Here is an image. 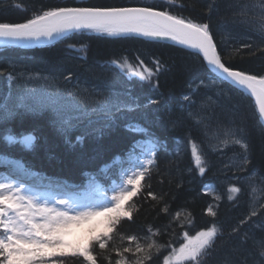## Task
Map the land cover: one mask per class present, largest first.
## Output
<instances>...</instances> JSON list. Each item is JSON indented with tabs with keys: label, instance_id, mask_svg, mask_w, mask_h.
<instances>
[{
	"label": "trees",
	"instance_id": "16d2710c",
	"mask_svg": "<svg viewBox=\"0 0 264 264\" xmlns=\"http://www.w3.org/2000/svg\"><path fill=\"white\" fill-rule=\"evenodd\" d=\"M210 2L215 5L211 13L207 8ZM144 5L210 23L227 65L264 75V0H177L171 7L165 0H0V22H24L57 6ZM82 46L86 52L77 51ZM137 58L154 73L155 61H161L160 71L153 78L157 87L129 76L112 63L135 65ZM21 73L23 77L17 80ZM56 93L67 94L70 102L89 108L105 97L110 101L137 98L141 104L149 99L158 103L146 112L118 114L115 124L102 135L94 129L101 127L105 118L88 110L87 119L75 123L73 147L51 123L55 105L50 97ZM185 95L191 100H184ZM25 105L31 111L22 107ZM9 111L20 114L10 117ZM259 116L248 94L230 83H221L196 51L170 41L107 37L88 31L41 47H0V156L20 160L33 173L34 182L76 190L77 195L90 184L101 186L94 196L105 204L108 188L125 180L121 162L128 161L138 172L151 153L157 152L148 175L139 184H125L126 189L140 188L137 195L125 194L121 201L131 219L121 217L117 228L112 229L109 218L117 213L106 208L94 221L90 235L77 229V234L69 237V241L80 242L104 232L116 233L107 250L97 247L93 251L97 264H117L121 254L127 264H134L132 254L122 252L125 247L135 249L129 236H136L142 247L153 242L161 246L151 250V258L144 264H163L169 251L184 242L185 232L194 236L211 228L217 229L218 238L201 264H264V125ZM130 121L149 128L158 141L130 132L125 127ZM237 128L242 131L234 138L248 145V163L242 159L241 147L211 150L225 139L227 131ZM27 134L37 137L31 148L19 142ZM81 134L82 144L76 141ZM10 136L15 141H10ZM192 144L203 152V175L192 156ZM107 165H111L108 173ZM233 188L241 191L234 192ZM100 190L104 194L99 195ZM209 207L215 215L208 212ZM64 264L83 261L69 255Z\"/></svg>",
	"mask_w": 264,
	"mask_h": 264
},
{
	"label": "snow or ice",
	"instance_id": "6c2138e0",
	"mask_svg": "<svg viewBox=\"0 0 264 264\" xmlns=\"http://www.w3.org/2000/svg\"><path fill=\"white\" fill-rule=\"evenodd\" d=\"M165 2L170 7L177 4V0H165ZM17 7L20 6L17 5ZM180 7H184V5H180ZM207 8L211 13L215 10V5L210 2ZM88 31L107 37L145 38L156 42L171 40L176 44L195 49L196 54L207 62V66L219 75L221 83L230 82V85L247 90L255 98L260 116L264 117V75L248 74L244 70H237L234 66L227 65L218 51L210 23L173 14L167 9L161 10L152 5L57 6L35 13L32 18L26 19L24 22H0V42L31 47L44 40H55L67 34H86ZM221 43H224L223 38ZM70 47L75 46L70 45ZM77 51L86 52V47L82 46ZM112 63L117 64L120 70L127 72L129 76L138 78L153 88L157 87L153 83V78L160 71L161 61L159 59L155 61L156 73L147 68L144 60L139 58L135 65L127 61L123 63L112 61ZM23 75L24 73H21L16 79L22 78ZM40 78L49 79L46 76ZM201 85L207 86L203 81H201ZM183 99L190 101L191 96L185 95ZM156 103L158 101L152 99L141 104L137 98H131V102H126L121 99L110 101L105 97L91 109L92 113L105 118V123L94 131L102 135L106 129L115 124L118 114L146 112L150 105ZM22 107L28 108L26 105ZM28 110L31 111L30 108ZM53 112L54 117L51 121L53 127L64 137L65 143L74 147L71 133L78 127V124L72 123V119L78 118L65 119L58 108L53 109ZM19 114V112H8L10 117ZM172 126H176L175 121L172 122ZM125 127L130 132L141 133L152 141H158V137H155L149 128L138 121H130ZM241 131L239 128L236 131H227L224 134L225 139L220 141V146L211 147V150L219 152L221 147L227 148L229 144L239 145L244 150L241 154L242 159L248 163V145L241 139L234 138ZM261 133L264 134V129H261ZM8 139L15 141L14 136H10ZM35 139L37 137L29 134L19 142L31 148ZM76 141L82 144L84 135L76 136ZM191 151L195 164L199 168L200 174L203 175L206 171L203 152L198 150L196 144L191 145ZM156 156L157 152L153 151L147 162L141 166V170L133 172L132 177L127 179V184H139L140 180L148 175ZM232 191L240 192L241 189L233 188ZM138 192H140V188L129 187L119 196L113 197L116 204L107 210L116 212L117 215L109 218L110 228H117L121 217L126 216L131 219V213L123 209L121 201L125 199V194L135 196ZM149 195H152L151 192ZM208 212L215 215L211 207L208 208ZM96 214L94 210L78 199L52 198L50 202L47 194H36L22 181L5 179L0 182V264H64V258L69 255L72 258H81L83 264H97V258L93 255V251L97 247L107 250L110 246L109 241L115 237L116 233L113 232L110 235L108 232H104L80 242L67 239L71 225L79 224L80 221L88 220ZM217 238L216 228L200 231L194 236L185 232L184 242L178 248H172L169 251L163 264H201V258L212 250ZM127 239L130 243H135V249L125 247L122 252L131 253L135 258L134 264H144V261L151 258V250L161 247L157 246L155 242L147 247H142L136 236H129ZM68 250H71L70 253ZM117 264H127V259L121 254V259L117 261Z\"/></svg>",
	"mask_w": 264,
	"mask_h": 264
},
{
	"label": "rangeland",
	"instance_id": "374dc122",
	"mask_svg": "<svg viewBox=\"0 0 264 264\" xmlns=\"http://www.w3.org/2000/svg\"><path fill=\"white\" fill-rule=\"evenodd\" d=\"M41 99H43L42 97H40ZM68 99H70L69 95L65 94V95H61L59 93H56L54 95H51L50 100L52 105H55V108H58L61 110V112L63 113V118L68 119V118H78V119H72V123H77V122H82L84 120H86V116H89L88 113H90L89 111H91V109L95 106H90L87 107L86 105H77L73 102H70ZM58 103V104H57ZM89 110V111H88ZM237 139V138H235ZM220 146V144L213 146V147H217ZM229 146H232L231 144H229ZM237 146L236 148H240L239 145H235ZM226 150V148L221 147L220 151H224ZM236 151V150H235ZM238 153V152H236ZM236 159L239 161V157H236ZM13 164H15V168H20V162L19 161H14ZM124 165V164H123ZM125 166V165H124ZM127 167V166H125ZM125 174H129V177L132 176V174L130 173V169L128 170V168H124ZM5 179H10L13 181H18L19 177L18 176H11V175H4L2 174L0 176V182L4 181ZM92 189H94L92 187ZM126 188L123 186V184H117L115 187L111 188L110 190V197L109 199H111L113 202L115 201L113 199V197L115 196H119L121 194L122 191H124ZM35 193L37 192V190L32 189ZM63 193V194H62ZM37 194V193H36ZM42 194H46V193H42ZM65 191L61 192V193H56L55 197L53 198H65ZM50 202L52 201V197H49ZM85 205H87L88 207H90L92 209L91 204H86L83 203ZM90 205V206H89ZM93 210V209H92ZM95 211V210H94ZM86 220H82L80 221L79 224H73L71 225L69 228L71 227H76V230L72 231V234H75L77 232V229L84 232L86 235H90L92 233V231L94 230V226L92 224L88 225V227H83V223Z\"/></svg>",
	"mask_w": 264,
	"mask_h": 264
},
{
	"label": "water",
	"instance_id": "95a60500",
	"mask_svg": "<svg viewBox=\"0 0 264 264\" xmlns=\"http://www.w3.org/2000/svg\"><path fill=\"white\" fill-rule=\"evenodd\" d=\"M68 35V34H67ZM64 36H66V35H64ZM64 36H61V37H59V38H57V39H55V40H51V41H48V40H44L43 42H37V43H35V44H33V46H31V47H35V46H42V45H47V44H51V43H53L54 41H56V40H59L60 38H62V37H64ZM169 41H171V40H169ZM173 42V41H172ZM0 46H19V45H13V44H6V43H3V42H0ZM182 46H184V45H182ZM186 48H188L187 46H185ZM189 49H191V48H189ZM192 50H194V51H196L195 49H192ZM207 63V62H206ZM212 70V69H211ZM213 71V70H212ZM214 72V71H213ZM215 73V72H214ZM216 75H218L217 73H215ZM219 76V75H218ZM230 83V82H229ZM237 88H239L238 86H236ZM240 90H242L243 92H245V93H247L254 101H255V98L254 97H252L251 96V94L247 91V90H245V89H240ZM258 108V107H257ZM258 111H259V109H258ZM262 120H263V122H264V117H262Z\"/></svg>",
	"mask_w": 264,
	"mask_h": 264
},
{
	"label": "bare ground",
	"instance_id": "6f19581e",
	"mask_svg": "<svg viewBox=\"0 0 264 264\" xmlns=\"http://www.w3.org/2000/svg\"><path fill=\"white\" fill-rule=\"evenodd\" d=\"M24 48V47H23ZM58 104V103H57ZM259 112V111H258ZM260 115V114H259ZM260 117V121L263 123V125H264V122H263V120H262V117L261 116H259ZM242 149V148H241Z\"/></svg>",
	"mask_w": 264,
	"mask_h": 264
}]
</instances>
